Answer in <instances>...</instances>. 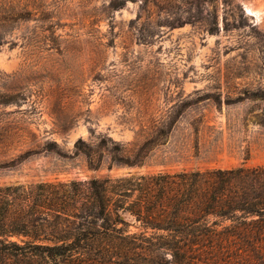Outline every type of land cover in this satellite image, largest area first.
<instances>
[{
	"label": "rangeland",
	"instance_id": "374dc122",
	"mask_svg": "<svg viewBox=\"0 0 264 264\" xmlns=\"http://www.w3.org/2000/svg\"><path fill=\"white\" fill-rule=\"evenodd\" d=\"M2 1L0 187L264 166V0Z\"/></svg>",
	"mask_w": 264,
	"mask_h": 264
},
{
	"label": "trees",
	"instance_id": "16d2710c",
	"mask_svg": "<svg viewBox=\"0 0 264 264\" xmlns=\"http://www.w3.org/2000/svg\"><path fill=\"white\" fill-rule=\"evenodd\" d=\"M8 14L0 34L32 16ZM106 142L117 164L143 165L141 154ZM230 252L264 255V166L0 187V264H217L202 254Z\"/></svg>",
	"mask_w": 264,
	"mask_h": 264
}]
</instances>
